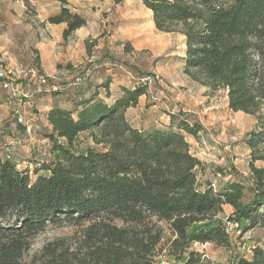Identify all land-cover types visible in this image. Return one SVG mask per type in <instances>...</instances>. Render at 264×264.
<instances>
[{"label": "trees", "instance_id": "obj_1", "mask_svg": "<svg viewBox=\"0 0 264 264\" xmlns=\"http://www.w3.org/2000/svg\"><path fill=\"white\" fill-rule=\"evenodd\" d=\"M54 1L60 10L46 21L64 23L65 40L86 22L69 10L67 0ZM140 1L157 31L183 37L186 76L211 92L223 90L233 112L261 111L264 0ZM90 78L77 86H88ZM109 84L107 78L96 86L107 98ZM53 87L35 94L66 90ZM145 94L146 87L135 82L133 88L121 87L112 103L93 91L71 109H49L44 138L51 159L39 168L46 175L35 169L32 179L0 158V264H152L162 240L160 224L173 237L169 254L176 264H224L191 249L193 244L229 246L224 224L208 223L229 207L228 222L248 230L264 224V121L245 137L246 180L215 190L213 183L199 182L203 165L186 140L202 130L197 121L178 112L168 114L166 127L130 124L125 113ZM83 133L101 150H78L75 141ZM62 223L81 227L76 242L56 239L29 256L35 236L47 224ZM227 264H264V249L254 247L249 258L234 254Z\"/></svg>", "mask_w": 264, "mask_h": 264}, {"label": "rangeland", "instance_id": "obj_2", "mask_svg": "<svg viewBox=\"0 0 264 264\" xmlns=\"http://www.w3.org/2000/svg\"><path fill=\"white\" fill-rule=\"evenodd\" d=\"M39 1L46 5V11L52 10L49 1ZM88 3L92 5L88 9L94 8L89 13H94L96 9L101 12L98 18L92 17L79 38L72 36L64 40L60 36L54 41L58 36L56 30L42 23L37 6L31 5L30 1L28 6L23 5L25 20L22 24L14 23L3 31L1 38L12 39V50L9 53L0 52V69L13 79L12 88L20 96L12 97L10 91L0 83V158L8 159L17 169L27 171L32 179L35 169H38L37 175H46L39 168L51 159L50 143L44 138L47 128L37 101L39 93H35L38 90L48 91L53 85L68 88L80 84L91 77L94 73L92 69L96 70L100 64L110 73L108 75L117 74L118 71L135 74L138 84L144 77L152 79V84L146 86V94L125 113L133 127H166L168 114L178 112L186 115L189 121H197L201 125L202 130L197 138L186 137L190 152L203 165L198 173L200 183L208 181L214 184L215 190H220L231 181H245L249 160L245 137L264 121V103L258 114L233 112L228 109L223 90L211 92L192 81L182 71L183 37L178 33L157 31L151 12L140 0H122L119 6H111L109 0H90ZM86 6H83L85 10ZM15 18L17 16L13 15ZM30 25L33 31L29 30ZM53 43L61 58L53 63L52 57L47 60L45 57L43 63L40 52L47 53ZM38 44L42 45L40 50ZM38 60L40 66L37 67ZM30 69H36V75L47 80L45 87L37 85L34 78L27 75ZM107 78L113 79L110 76ZM258 115L262 120H257ZM75 147L78 150H101L87 133L77 137ZM260 165L259 162L255 163L257 167ZM230 213V209L225 208L208 223L210 226L219 221L224 224L229 246L193 244L191 249L224 264L234 254L249 258L254 247L264 249V224H257L249 230L243 229V225L235 228L227 221ZM160 225L163 228L162 240L152 264H176L175 257L169 254L173 237L164 224ZM80 231L81 227L72 224H47L35 236L29 256L37 254L43 245L56 239H63L72 245Z\"/></svg>", "mask_w": 264, "mask_h": 264}, {"label": "crops", "instance_id": "obj_3", "mask_svg": "<svg viewBox=\"0 0 264 264\" xmlns=\"http://www.w3.org/2000/svg\"><path fill=\"white\" fill-rule=\"evenodd\" d=\"M31 2V5L37 6L38 16L41 17L42 23L46 24L48 28H53L57 32V37L54 41L60 38L62 36V32L65 29L66 25L64 23L60 24H49L47 23V18L54 16L58 14L60 10V5L54 1V0H46V2L49 1V3L52 4V10L46 11V5L41 3L39 0H0V52H6L9 53L10 50H12V39L4 37L1 38L3 31L7 28H11V26L15 24H22V21H24V6H28V2ZM90 0H67L68 8L69 10L74 13L78 14L82 18H84L86 24L76 29L67 39L71 38L72 36H80L79 34H82L83 28L85 26L89 25V22L91 21L92 17H97L100 15V12L98 9L95 10L94 13H89V11L93 12L94 8L90 7L88 9V6L90 3L86 4ZM109 3L111 6L118 5L114 4L112 0H109ZM84 5L86 6V10L83 8ZM96 8V5H95ZM99 14V15H98ZM13 15H16L17 18L13 19ZM22 26V25H20ZM31 31H33L32 26L29 27ZM84 36V35H83ZM79 38V37H78ZM81 39L84 37H80ZM41 44L37 45L38 50H40ZM34 47H32L33 49ZM36 49V48H34ZM41 61L45 63V59L52 57V62H59V58H61V53L59 52L58 48H56L55 44L53 43L51 46H49L47 53H44L43 51L40 52ZM46 57V58H45ZM45 58V59H44ZM58 60V61H57ZM99 63V62H98ZM42 64V63H41ZM43 65V64H42ZM38 66L39 60H38ZM110 74L107 70L102 67V65L96 66V70L91 76L90 84L88 86L85 85H74L71 87H65V91L61 95H53L48 94L47 92H44L43 94L38 95V104L41 106V112L43 113L44 117V126L49 129L48 124L45 120V114L46 112L51 109L52 107H59L63 109H71L73 106V103L82 99L87 98L93 91L97 92V97L99 99L104 100L107 103H112L115 99H117L120 96V88L121 87H127V88H133L136 81V76L133 73L125 74V71H118L117 74L108 75ZM110 76L113 79H110L109 84V96L108 98L105 96V92L103 88H97L96 86L102 83V81L106 80L107 77ZM96 87V88H95ZM143 97V96H141ZM140 97V98H141ZM139 98V99H140ZM138 99V100H139ZM229 208V207H224ZM231 212V210H230Z\"/></svg>", "mask_w": 264, "mask_h": 264}, {"label": "built area", "instance_id": "obj_4", "mask_svg": "<svg viewBox=\"0 0 264 264\" xmlns=\"http://www.w3.org/2000/svg\"><path fill=\"white\" fill-rule=\"evenodd\" d=\"M0 63H1V59H0ZM35 71H36V69L34 70V69H30L29 71H28V73H27V75L28 76H30L31 78H34V80H35V82H36V84L37 85H39V86H46V84H47V80L45 79V78H43V77H41V76H39V75H36V73H35ZM88 73H89V69H88V71H87V73H86V76L88 75ZM30 74V75H29ZM0 79L2 80V82H1V84H2V86L4 87V88H7L9 91H10V93H11V95H12V97H19L20 95H18L17 93H16V91L12 88V85H13V79H11L6 73H4V71L3 70H1L0 69ZM139 84L140 85H143V86H147V87H149L151 84H152V79L150 78V77H144V78H142V79H140V81H139ZM53 87V86H52ZM53 88H55V87H53ZM230 224H233L234 226H235V228H237L238 227V224H236V223H232V222H229ZM226 231H227V228H226ZM228 233V232H227ZM239 233V232H238Z\"/></svg>", "mask_w": 264, "mask_h": 264}]
</instances>
